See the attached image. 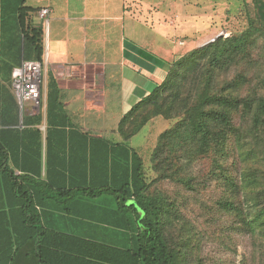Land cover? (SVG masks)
I'll use <instances>...</instances> for the list:
<instances>
[{"label":"trees","instance_id":"1","mask_svg":"<svg viewBox=\"0 0 264 264\" xmlns=\"http://www.w3.org/2000/svg\"><path fill=\"white\" fill-rule=\"evenodd\" d=\"M252 1L243 30L220 35L172 62L165 80L120 121L119 143L70 128L63 120L68 116L59 86L50 80L48 158L53 149L74 143L92 154L83 173H64L74 186H56L48 175L47 190L116 197L118 216L112 224L124 228L125 235L117 243L61 233L51 244L46 233L37 245L40 264H264V0ZM3 8L0 49L5 56L8 44L1 38L8 11ZM30 10L25 0L15 1L12 45L17 53L11 55L19 62L42 60L44 52L43 26L31 20ZM12 57L0 62V195L30 196L32 207L40 190L22 181L39 178L41 171L29 168L17 176L9 162L22 150L41 151L43 138L38 128H8L20 122L7 87ZM159 116L176 122L158 137L150 178L129 142ZM40 121L39 116L25 120ZM92 149L103 150V156ZM210 244L217 253L207 251ZM239 246L244 252L238 262L230 253L237 255Z\"/></svg>","mask_w":264,"mask_h":264},{"label":"crops","instance_id":"2","mask_svg":"<svg viewBox=\"0 0 264 264\" xmlns=\"http://www.w3.org/2000/svg\"><path fill=\"white\" fill-rule=\"evenodd\" d=\"M15 1L0 0V16L3 6L5 12H11L10 16L5 13L1 41L7 42L8 47L5 56L0 49V62L17 53V47L12 45ZM25 5L34 12L31 20L44 29V103L37 109L30 102L22 106L11 75L7 87L17 104L20 122L8 128H38L43 140L40 152L22 150L9 163L17 176H23L29 168L41 171L39 178L22 181L27 188L37 186L40 191L32 207L30 196L26 199L0 195V264H40L37 245L39 237L46 233L51 244L61 233L117 243L125 235L124 228L112 224L118 216L116 197L78 196L73 192L59 195L56 187L47 190L48 175L56 186H74L75 182L66 180L64 173H83L86 164L91 165L92 154L74 143L72 148L62 151L53 149L48 158L50 80L59 86L60 100L68 116L63 120L69 122L70 128L115 144L123 141L118 126L128 111L165 80L172 62L203 45L198 41L201 35L194 34H200L198 30L170 24L172 12L161 7L158 0H25ZM44 7L51 9L47 27L38 15ZM192 34L196 37H190ZM15 56L14 68L26 60L19 62ZM37 116L41 117L39 123L26 124L28 117ZM133 138L129 144L135 148ZM92 150L96 155L104 154L103 150Z\"/></svg>","mask_w":264,"mask_h":264},{"label":"rangeland","instance_id":"3","mask_svg":"<svg viewBox=\"0 0 264 264\" xmlns=\"http://www.w3.org/2000/svg\"><path fill=\"white\" fill-rule=\"evenodd\" d=\"M160 6L168 8L169 13L178 17L176 25L189 26L190 30L201 32L200 43L208 42L214 35H226L243 30L249 22V9L253 11V1L248 0V7L243 0H158ZM264 26V21L260 22ZM196 32V31H195ZM193 35V34H192ZM193 37V36H192ZM198 38V37H197ZM176 120L156 118L154 122L146 125L141 132L133 138L132 145L142 154L150 178L154 177L152 168V154L157 145L159 135L171 127ZM210 164H208L209 166ZM210 244L207 251L217 253V250ZM244 249L238 248V254L230 253L232 260L239 262Z\"/></svg>","mask_w":264,"mask_h":264},{"label":"built area","instance_id":"4","mask_svg":"<svg viewBox=\"0 0 264 264\" xmlns=\"http://www.w3.org/2000/svg\"><path fill=\"white\" fill-rule=\"evenodd\" d=\"M50 13L51 9L48 7L42 8L38 13L39 17L44 22V27L48 26ZM168 21L171 25L175 26L178 17L173 15ZM218 36L219 35H214L208 42L213 41ZM180 43L185 44V41L181 40ZM12 85L22 106H24L25 103L30 102L34 109L40 108L44 103L43 61L25 60L15 67L12 73Z\"/></svg>","mask_w":264,"mask_h":264}]
</instances>
